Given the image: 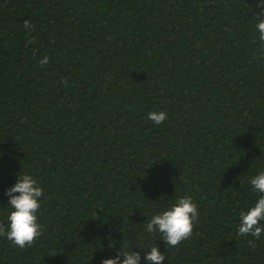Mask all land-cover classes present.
I'll list each match as a JSON object with an SVG mask.
<instances>
[{
	"label": "trees",
	"instance_id": "1",
	"mask_svg": "<svg viewBox=\"0 0 264 264\" xmlns=\"http://www.w3.org/2000/svg\"><path fill=\"white\" fill-rule=\"evenodd\" d=\"M260 10L0 0V223L18 173L44 189L43 234L24 248L0 237V264H99L120 245L154 243L161 264H264V234L235 231L254 200L246 181L264 167ZM150 111L167 119L155 125ZM183 195L198 222L169 248L143 223Z\"/></svg>",
	"mask_w": 264,
	"mask_h": 264
},
{
	"label": "clouds",
	"instance_id": "2",
	"mask_svg": "<svg viewBox=\"0 0 264 264\" xmlns=\"http://www.w3.org/2000/svg\"><path fill=\"white\" fill-rule=\"evenodd\" d=\"M264 0H256V7L261 10L255 14V31L258 38L264 42ZM25 29L31 25L25 21ZM48 62L45 55L40 60L41 65ZM148 120L159 125L167 119L165 111H150ZM0 153V157H2ZM250 190L254 193V200L238 212L236 235H250L260 239L264 234V167L257 169L247 181ZM4 195L8 197L6 203L7 214L4 222L0 223V237L5 238L12 245L24 248L30 246L43 234V227L37 215L41 206L43 187L30 173L21 171L16 175L15 183L8 187ZM198 205L191 195L177 197L163 208L153 212L143 223V231L149 236L158 234L169 248L178 245L188 238L198 222ZM147 250L133 251V247L122 246L113 249V254L102 257L99 264H141L143 252L144 264H161L166 260L165 255L154 244L145 246Z\"/></svg>",
	"mask_w": 264,
	"mask_h": 264
}]
</instances>
